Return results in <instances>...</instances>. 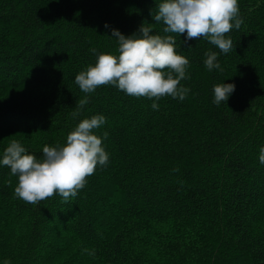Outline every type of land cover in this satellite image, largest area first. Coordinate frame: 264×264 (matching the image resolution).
<instances>
[{
	"label": "trees",
	"instance_id": "trees-1",
	"mask_svg": "<svg viewBox=\"0 0 264 264\" xmlns=\"http://www.w3.org/2000/svg\"><path fill=\"white\" fill-rule=\"evenodd\" d=\"M238 3L229 53L176 36L190 92L154 110L111 85L85 94L75 76L116 51L112 29L145 22L163 34L156 0H0V160L12 140L42 158L97 114L109 154L76 197L36 205L14 195L18 178L0 164V264H264V0ZM209 49L223 72L205 67ZM218 83L236 87L216 105Z\"/></svg>",
	"mask_w": 264,
	"mask_h": 264
},
{
	"label": "clouds",
	"instance_id": "clouds-1",
	"mask_svg": "<svg viewBox=\"0 0 264 264\" xmlns=\"http://www.w3.org/2000/svg\"><path fill=\"white\" fill-rule=\"evenodd\" d=\"M150 14L153 21L164 25L163 34L155 33L154 25L145 22L131 35L112 29L111 37L118 43L116 51L98 53L95 63L75 76V83L83 93L91 94L98 87L111 85L129 96L153 99L154 110L159 108L155 101L166 96L183 101L190 88L181 81L191 79L187 73L190 61L177 52L176 36L186 34L183 43L189 48L192 47L189 41L203 38L227 54L233 48L229 33L239 30L243 23L238 0H156L155 11L152 9ZM105 27L109 25L106 23ZM92 51L96 53V49ZM204 55L209 71L223 72L216 51L209 49ZM235 87L234 83L214 85L213 103H227ZM88 102L85 95L76 102L77 109H83ZM77 115L79 111L73 113L74 117ZM105 122L102 114L84 118L69 132L66 143L44 145L42 158L29 153L20 141L12 140L0 164L18 178L14 195L32 205L56 195L63 202L76 197L97 165L106 166L109 162L102 138L94 131ZM107 136L104 132L103 137ZM259 152V160L264 164V147ZM89 254L94 255V252Z\"/></svg>",
	"mask_w": 264,
	"mask_h": 264
}]
</instances>
